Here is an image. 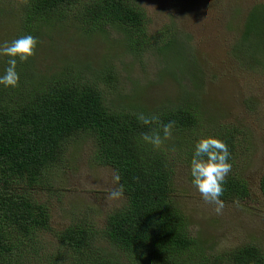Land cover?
Segmentation results:
<instances>
[{
  "label": "trees",
  "instance_id": "1",
  "mask_svg": "<svg viewBox=\"0 0 264 264\" xmlns=\"http://www.w3.org/2000/svg\"><path fill=\"white\" fill-rule=\"evenodd\" d=\"M10 5L15 24L8 41L31 34L38 46L52 26L69 24L88 34L116 32L128 57L124 76L134 74V65L140 73L154 68L152 78H133V92L188 76L178 84L177 95L149 112L137 103L122 106L117 85L123 74L113 68L95 70L67 60L42 73L35 60L37 46L26 61H18L17 85H0V264H23L16 258L21 245L51 230L49 208L35 190L43 187L45 171L62 159L66 142L85 134L94 139L93 160L116 171L126 199L102 224L76 220L54 232L51 264H264V249L254 244L207 254L202 236L192 234L189 217L173 200L174 171L179 164L189 165L197 133L221 139L231 162L240 132L235 125L213 123L199 109L204 74L174 26L150 32L137 0H20L19 6ZM231 53L242 68L264 71L263 2L247 9ZM8 59L0 56V75ZM139 113L156 119L144 125ZM169 122L171 135L165 138L162 125ZM144 133H159L161 145L145 142ZM176 134L180 143L173 140ZM259 189L264 194V173ZM248 196L243 178L225 177L220 198Z\"/></svg>",
  "mask_w": 264,
  "mask_h": 264
},
{
  "label": "rangeland",
  "instance_id": "2",
  "mask_svg": "<svg viewBox=\"0 0 264 264\" xmlns=\"http://www.w3.org/2000/svg\"><path fill=\"white\" fill-rule=\"evenodd\" d=\"M137 1L146 13L148 30L156 33L173 25L178 40L186 41L193 63L201 67L204 81L197 99L199 109L201 106L213 123L232 124L240 129L227 176L243 178L249 196L220 198L224 206L218 213L217 205L204 201L191 183L189 165L179 164L172 187L175 204L189 217L192 234L202 236L207 254L231 251L245 244L264 249V194L259 189L264 173V71L242 68L231 53L247 9L264 0ZM1 2L4 12L0 13V44L13 36L15 21L9 11L10 3L19 6L20 0ZM74 27L52 26L50 37L41 39L35 60L42 73L67 60L70 65L81 62L95 70L113 68L123 74L119 73L117 85L123 94L122 106L137 103L149 112L163 100L177 95L178 84L187 80L188 73L179 75L178 83L164 79L146 90L133 92V78H152L154 68L140 73V68L134 65L131 69L134 74L124 76L122 64L128 62V57L116 32L88 34ZM146 60L150 62L149 57ZM197 134L200 138V131ZM173 137L180 143L177 134ZM93 150L94 139L88 135L73 137L66 142L62 159L45 171V183L35 190V197L49 208L51 230L21 245L20 255L16 256L21 263L51 264L50 252L56 247L54 232L76 220L102 224L107 213L122 206L124 194L118 198L109 196L119 186L116 171L109 165L96 163Z\"/></svg>",
  "mask_w": 264,
  "mask_h": 264
},
{
  "label": "clouds",
  "instance_id": "3",
  "mask_svg": "<svg viewBox=\"0 0 264 264\" xmlns=\"http://www.w3.org/2000/svg\"><path fill=\"white\" fill-rule=\"evenodd\" d=\"M38 39L31 35H22L0 44V56H7L8 62L2 75H0V85L5 87H15L19 81V73L16 70L17 62L26 61L34 54ZM137 119L144 125H149L156 117H148L143 113L137 114ZM172 122L162 125L163 136L166 138L171 135ZM142 139L159 147L162 138L159 133H144ZM230 152L228 146L219 138L214 136H201L194 144L189 168L191 183L198 190L201 198L206 202H214L219 213L223 208V201L220 197L223 194V183L225 177L231 170L228 162ZM119 180V176L115 177ZM123 194V186L110 191L109 196L118 198Z\"/></svg>",
  "mask_w": 264,
  "mask_h": 264
}]
</instances>
